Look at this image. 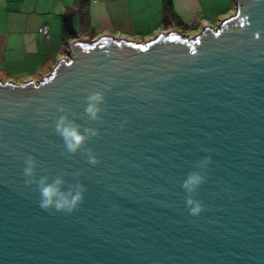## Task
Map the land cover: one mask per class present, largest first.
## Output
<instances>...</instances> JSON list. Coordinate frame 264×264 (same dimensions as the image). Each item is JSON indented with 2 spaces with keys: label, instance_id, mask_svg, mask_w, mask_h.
Listing matches in <instances>:
<instances>
[{
  "label": "water",
  "instance_id": "water-1",
  "mask_svg": "<svg viewBox=\"0 0 264 264\" xmlns=\"http://www.w3.org/2000/svg\"><path fill=\"white\" fill-rule=\"evenodd\" d=\"M235 3L190 37L84 36L39 80L0 79V264H264V0ZM56 106L99 130L98 165L62 154ZM29 155L38 175L80 173L74 213L39 207ZM207 156L193 217L181 185Z\"/></svg>",
  "mask_w": 264,
  "mask_h": 264
},
{
  "label": "crops",
  "instance_id": "crops-1",
  "mask_svg": "<svg viewBox=\"0 0 264 264\" xmlns=\"http://www.w3.org/2000/svg\"><path fill=\"white\" fill-rule=\"evenodd\" d=\"M0 0V77L4 81L39 80L66 56L70 42L102 35L144 42L159 32L195 35L235 11L236 0H171L176 18L163 16L164 0ZM86 25L81 26V14ZM219 21V22H218ZM218 22L217 24H214ZM46 23L47 37L37 28Z\"/></svg>",
  "mask_w": 264,
  "mask_h": 264
},
{
  "label": "clouds",
  "instance_id": "clouds-1",
  "mask_svg": "<svg viewBox=\"0 0 264 264\" xmlns=\"http://www.w3.org/2000/svg\"><path fill=\"white\" fill-rule=\"evenodd\" d=\"M104 102L105 96L102 92H92L86 97L84 112L90 121L100 120L101 105ZM56 107L60 115L54 121V131L64 142L62 154L74 156L80 153L87 157L89 164L98 165L99 160L92 149L85 146L90 139L99 137V130L92 127H83L82 129L74 118H69L64 107ZM23 163L25 185L29 188L35 186L40 196L39 207L43 211L52 214L59 212L70 215L84 202V194L87 188L79 181L80 173H75V183H68L65 179L67 174L50 176L45 170L44 174L38 175V164L36 158L32 155L27 156ZM211 163V156L198 161L195 165L197 170L189 172L182 182L181 187L186 192V206L189 209V214L193 217H197L205 211L203 203L195 197L198 195L199 188L207 182L206 169ZM117 208L118 206H114V210Z\"/></svg>",
  "mask_w": 264,
  "mask_h": 264
},
{
  "label": "trees",
  "instance_id": "trees-1",
  "mask_svg": "<svg viewBox=\"0 0 264 264\" xmlns=\"http://www.w3.org/2000/svg\"><path fill=\"white\" fill-rule=\"evenodd\" d=\"M88 0H75L74 5L77 11H81L84 9L87 5ZM172 7H171V0H164L163 2V16L165 19L169 18H176L174 13H172ZM86 17L84 16V13L81 14V26H85L86 23Z\"/></svg>",
  "mask_w": 264,
  "mask_h": 264
},
{
  "label": "built area",
  "instance_id": "built-area-1",
  "mask_svg": "<svg viewBox=\"0 0 264 264\" xmlns=\"http://www.w3.org/2000/svg\"><path fill=\"white\" fill-rule=\"evenodd\" d=\"M37 32L39 34V36L41 37H47L49 34V28L48 25L46 23L41 24L38 28H37ZM83 38V37H80ZM79 38V39H80Z\"/></svg>",
  "mask_w": 264,
  "mask_h": 264
},
{
  "label": "rangeland",
  "instance_id": "rangeland-1",
  "mask_svg": "<svg viewBox=\"0 0 264 264\" xmlns=\"http://www.w3.org/2000/svg\"><path fill=\"white\" fill-rule=\"evenodd\" d=\"M219 22V21H218ZM218 22H216V23H214V24H217ZM217 25H215L214 27H216ZM184 36H188V37H190L189 35H184ZM193 36V35H192ZM0 79H1V77H0ZM1 80H3V79H1Z\"/></svg>",
  "mask_w": 264,
  "mask_h": 264
}]
</instances>
